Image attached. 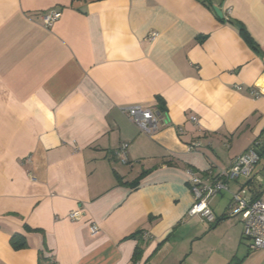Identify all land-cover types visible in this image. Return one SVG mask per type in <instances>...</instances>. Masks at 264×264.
Segmentation results:
<instances>
[{"label": "crops", "instance_id": "1", "mask_svg": "<svg viewBox=\"0 0 264 264\" xmlns=\"http://www.w3.org/2000/svg\"><path fill=\"white\" fill-rule=\"evenodd\" d=\"M131 106L161 115L155 135ZM255 141L261 157L264 0H0V264H264L230 209L264 189L256 168L214 223L188 216L187 170L218 174Z\"/></svg>", "mask_w": 264, "mask_h": 264}, {"label": "built area", "instance_id": "2", "mask_svg": "<svg viewBox=\"0 0 264 264\" xmlns=\"http://www.w3.org/2000/svg\"><path fill=\"white\" fill-rule=\"evenodd\" d=\"M61 18V12L49 11L42 16L43 26L51 28ZM156 36L157 33H152L148 39L153 40ZM252 94L253 97H259V93L253 92ZM123 112L142 133L148 136L155 135L164 123L163 118L158 112L145 109L141 106L127 107L123 109ZM189 120L193 123H198L196 117H190ZM201 147L202 144L200 142H195L189 148L190 150H197ZM128 148V144H123L115 152V157L124 164L127 163ZM260 154V142L255 141L247 151L236 157L227 169L218 174L209 171L200 177L193 170H187L194 196V203L189 210L188 216H200L209 223H214L215 215L210 206L212 200L218 194L228 192L231 182L241 177L251 178L259 162ZM230 209L232 215H241L244 225V237L251 242V249L264 250V189L251 201L245 198V191L232 194ZM68 218L73 222L81 221L83 218L82 210L72 211ZM89 227L91 236L94 237L100 233V227L96 223H90ZM147 237L148 235H144V238Z\"/></svg>", "mask_w": 264, "mask_h": 264}, {"label": "trees", "instance_id": "3", "mask_svg": "<svg viewBox=\"0 0 264 264\" xmlns=\"http://www.w3.org/2000/svg\"><path fill=\"white\" fill-rule=\"evenodd\" d=\"M240 31H241L242 35H245V38L247 40L252 41V39L248 36V34L246 33L244 28H241ZM255 50L258 51V48L255 47ZM28 230H30V229H28ZM11 244H12L13 248L16 249V250L24 249V248L27 247L26 243H21V242L18 241V237L17 236H13L12 237ZM137 253H138L137 256H139L140 255V248L137 249Z\"/></svg>", "mask_w": 264, "mask_h": 264}, {"label": "rangeland", "instance_id": "4", "mask_svg": "<svg viewBox=\"0 0 264 264\" xmlns=\"http://www.w3.org/2000/svg\"><path fill=\"white\" fill-rule=\"evenodd\" d=\"M263 145H264V141H262ZM256 170L254 173L256 179H257V183L259 185L262 186V188H264V152L262 153V156L260 157V163L258 165H256Z\"/></svg>", "mask_w": 264, "mask_h": 264}, {"label": "water", "instance_id": "5", "mask_svg": "<svg viewBox=\"0 0 264 264\" xmlns=\"http://www.w3.org/2000/svg\"><path fill=\"white\" fill-rule=\"evenodd\" d=\"M215 11H216L217 15H218L220 18L223 17V14H222V12H221V10H220L219 8H215Z\"/></svg>", "mask_w": 264, "mask_h": 264}]
</instances>
